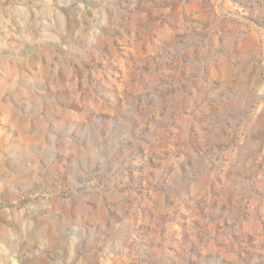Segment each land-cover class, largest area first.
Returning <instances> with one entry per match:
<instances>
[{
    "label": "rangeland",
    "instance_id": "obj_1",
    "mask_svg": "<svg viewBox=\"0 0 264 264\" xmlns=\"http://www.w3.org/2000/svg\"><path fill=\"white\" fill-rule=\"evenodd\" d=\"M0 264H264V0H0Z\"/></svg>",
    "mask_w": 264,
    "mask_h": 264
}]
</instances>
